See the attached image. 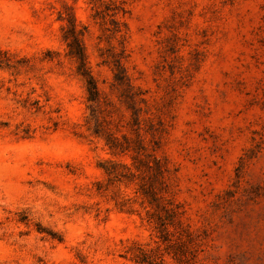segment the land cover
Listing matches in <instances>:
<instances>
[{"label":"clouds","instance_id":"1","mask_svg":"<svg viewBox=\"0 0 264 264\" xmlns=\"http://www.w3.org/2000/svg\"><path fill=\"white\" fill-rule=\"evenodd\" d=\"M0 264H264V0H0Z\"/></svg>","mask_w":264,"mask_h":264}]
</instances>
